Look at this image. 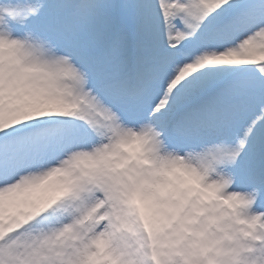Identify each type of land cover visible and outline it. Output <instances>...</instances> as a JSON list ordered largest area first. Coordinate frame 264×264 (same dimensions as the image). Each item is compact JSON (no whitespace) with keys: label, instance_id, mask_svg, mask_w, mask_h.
Returning a JSON list of instances; mask_svg holds the SVG:
<instances>
[{"label":"snow or ice","instance_id":"6c2138e0","mask_svg":"<svg viewBox=\"0 0 264 264\" xmlns=\"http://www.w3.org/2000/svg\"><path fill=\"white\" fill-rule=\"evenodd\" d=\"M0 264H264V0H0Z\"/></svg>","mask_w":264,"mask_h":264}]
</instances>
